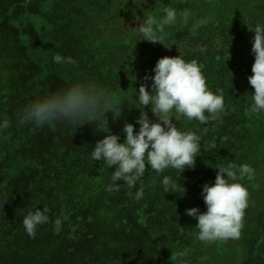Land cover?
Listing matches in <instances>:
<instances>
[{"label": "trees", "instance_id": "16d2710c", "mask_svg": "<svg viewBox=\"0 0 264 264\" xmlns=\"http://www.w3.org/2000/svg\"><path fill=\"white\" fill-rule=\"evenodd\" d=\"M143 1L156 5L157 0H140L138 5ZM210 1L199 2L192 16L199 20H188L185 26L203 25L202 29H207L232 20V8L205 15ZM44 2L46 7L41 9ZM124 2L0 0V121H9V127L0 133V264H153L154 249L161 263L168 264L170 249L156 241L153 231L157 229L156 218L166 213L164 209L178 205L172 204L177 190L165 193L163 178L173 181L175 174L190 177L187 196L191 202H203L201 186L214 181L219 167L214 160L225 161L241 152L249 127L260 117L251 111L254 89L247 79L252 75L254 58L226 55L199 60L208 88L223 94L225 111L220 119L206 125L195 119L173 121L181 131H193L201 137L194 167L181 173L169 168L150 176L146 163L145 175L136 187L129 190L118 181V191L106 190L115 167L106 169L103 161H92L89 152L104 138L105 131L116 134L114 109L119 117H125L124 109L114 107L97 121H81L79 126L63 120L42 126L25 122L23 110L28 104L74 83L102 88L112 96L120 89L116 79L109 76L110 70L105 74L100 68L95 26L106 19L117 23L137 17V0L121 12ZM158 7L157 17L163 15L162 4ZM202 16H207V23H199L205 20ZM111 30L114 24L102 30L108 32L104 38L111 36ZM180 36L178 33L173 40ZM168 41L166 37L160 43L145 41L149 53L142 51L140 58H144L149 76L154 75V57ZM56 53L71 57L74 63L62 64V70L61 64L53 62ZM141 184L144 197L135 201L128 192L134 193ZM35 206L48 207L49 221L30 237L22 220ZM58 218L62 223L56 231ZM257 228V233L245 237L248 256L240 264H264V215ZM185 231L188 233L183 234L189 235L190 229ZM170 233L173 242L175 235L172 230ZM214 260L211 257L210 261Z\"/></svg>", "mask_w": 264, "mask_h": 264}, {"label": "clouds", "instance_id": "9594fccd", "mask_svg": "<svg viewBox=\"0 0 264 264\" xmlns=\"http://www.w3.org/2000/svg\"><path fill=\"white\" fill-rule=\"evenodd\" d=\"M162 13L159 17L149 15L139 24L138 33L144 41L160 43L166 26L177 23L176 8L164 7ZM181 19L187 23V12ZM199 23L207 21L201 20ZM252 33L251 53L254 62L251 66L252 75L247 78L254 89L251 111L264 115V24L257 23ZM52 59L56 64L74 63L71 57H63L60 53H56ZM151 72L154 75L146 73L145 82L140 84L138 92L133 93L134 101L139 105L137 108H140L135 122L139 126L138 130L134 132L133 123H124L122 143L118 142V135L107 130L104 138L97 140L89 152L92 161H103L106 169L115 167L109 178L110 183L106 185L108 191H118L121 184L118 181L126 184L129 190L136 187L137 181L145 175L146 163L156 175L169 168L180 173L185 168H193L201 137L193 131H181L173 121L195 119L199 124L206 125L210 120L220 119L225 111L223 94L213 93L208 88L196 60L185 61L180 55L164 56L156 61ZM119 105L102 88L74 83L28 104L23 110V120L36 126L53 120L79 126L81 121H97L98 117H104L107 110L113 111ZM144 106H149L156 117L155 121L149 118ZM8 127L7 119L0 121V133ZM217 169L214 181L201 186L200 195L206 211L200 212L197 207L185 209L186 215L197 221L194 227L196 239L205 243L240 237L245 210L249 206V191L239 181L246 178L250 180L255 176V170L247 163L237 165L227 162ZM161 183L165 193L175 192L172 191L173 181L167 176ZM128 195L135 201L141 200L144 197L143 185L134 193L129 191ZM48 212L47 206H35L23 217V228L30 237L36 235L40 225L49 221ZM61 223L59 218L56 219V231L60 230ZM184 256L183 252L177 253L180 264H185L182 259Z\"/></svg>", "mask_w": 264, "mask_h": 264}, {"label": "rangeland", "instance_id": "374dc122", "mask_svg": "<svg viewBox=\"0 0 264 264\" xmlns=\"http://www.w3.org/2000/svg\"><path fill=\"white\" fill-rule=\"evenodd\" d=\"M77 1L88 2V0ZM139 1L137 0L138 9H134V12L139 14L137 17L125 18L124 21L119 20L117 23L106 19L95 26L98 34L96 46L100 68L104 70L105 74L106 71L110 70L109 76L114 77L118 82L120 89L113 94V97L117 105L121 103L118 107L126 111L125 117H119L117 110L114 109L113 119H116L117 123L113 127L117 129L115 131L116 135L120 137L118 141L124 139L121 130L123 126L121 125L120 128V124L124 123L123 121L133 123L134 132L139 127L135 122L140 114V108H137L139 105L134 101L135 95L133 93L138 92L140 84L145 82V74L149 73L144 58H140L142 51L147 54L149 50L145 46L143 37L138 33V26L149 15L156 16L160 4L163 8H176L178 16L176 24L166 26L163 38L166 37L169 41L161 51H158L154 61L164 56L175 57L178 55L185 61L196 60L197 62L199 60H213L218 56L223 57L226 55L235 57L246 55V57L254 58L251 53L252 31L257 23L264 24V0H211L207 4L205 15L215 12L213 10L221 12L224 7L232 8V15H229L232 20L221 26L219 23L209 25L207 29H202L203 25H198V27L196 25L194 27L185 26L181 19L182 15L187 12L188 15L191 14L188 20H199L192 16L195 14L199 2L204 3L203 0H157L155 1L156 5L143 1L140 6L138 5ZM133 3H135V0L130 2L125 0V6L121 12ZM40 7L41 9L45 8L46 3L44 2V5L40 4ZM202 17H205L207 21V16ZM211 20L210 18L208 22ZM216 22H219V20ZM113 24L114 31H110L111 36L104 38V34L108 32L102 30ZM178 33L181 36L177 40H173ZM202 48L203 51H201ZM62 66L61 64L60 67L64 70L65 66ZM144 111L147 112L151 120L155 121L156 117L149 110V106H144ZM246 137L241 152L233 154L225 161L222 159L214 160V163L217 162L216 164L219 167L226 165L227 162H233L237 165L247 163L255 170L254 178L239 181L249 191V206L245 210L240 237L212 243L198 241L195 235L196 229L194 228L197 221L195 218L186 215L185 209L197 207L200 212H204L206 211L204 201L191 202V197L187 196L191 191V178L188 176L179 177L175 174L173 184L177 193L173 194L172 204L176 203L178 206L164 209L166 213L156 218L157 229L153 231L156 241L163 242L170 249L167 254L168 264H180L177 259L178 252L185 253L182 258L185 264H240L247 258L248 252L244 244L245 237L248 236L247 234L251 235L258 232L257 226L261 224L262 215H264V115H260L254 121V124L249 127ZM210 164L214 166L213 163L210 162ZM148 172L150 176L154 175V170L149 168ZM215 175L216 172L214 179ZM178 228H182L185 234L188 233L185 230L189 228L191 238L189 239V235L183 234ZM170 230L175 235L173 242L170 238ZM142 248L144 247L141 246ZM153 251V264H163L156 254V249ZM211 257L215 258L212 262L210 261Z\"/></svg>", "mask_w": 264, "mask_h": 264}]
</instances>
